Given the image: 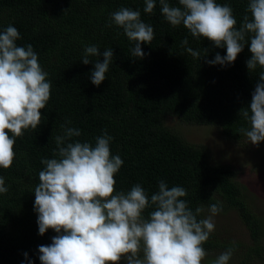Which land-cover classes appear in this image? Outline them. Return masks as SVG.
<instances>
[{"label":"trees","instance_id":"16d2710c","mask_svg":"<svg viewBox=\"0 0 264 264\" xmlns=\"http://www.w3.org/2000/svg\"><path fill=\"white\" fill-rule=\"evenodd\" d=\"M168 2L179 6L178 0ZM216 2L233 9L237 28L244 15L250 17L248 0ZM124 7L139 10L141 20L153 27L154 39L141 44L143 58L132 56L135 42L122 28L108 26L110 15ZM144 7V0H0V32L10 24L16 27L21 37L17 45L33 46L52 84L40 125L16 138L13 164L0 168L8 188L0 194V264H40L38 246L50 244L56 235L51 229L38 234L33 205L38 174L44 168L41 160L56 158L55 137L63 135L62 125L81 130L74 141L94 145L104 130L113 137L111 152L123 160L115 175L117 191L140 184L150 199L164 180L169 187L187 190L183 199L191 209L204 208L198 219L205 218V209L214 203L221 206L220 213L234 209L253 243L247 255L238 257V264H264V221L246 202L237 169L212 163L204 146L191 143L167 124L171 117L187 125H214L233 142L248 139L239 130L250 125L239 112L250 106L264 68L247 69L250 40L232 64L206 63L217 53L224 56L226 48L192 37L182 24L170 25L159 0L151 14ZM184 38L188 44L182 47ZM90 45L101 53L111 48L114 54L99 86L91 83V72L103 56L89 57L87 65L81 62ZM186 47L198 50L200 57L193 58ZM218 233L214 231L203 244L206 252L228 248Z\"/></svg>","mask_w":264,"mask_h":264},{"label":"clouds","instance_id":"9594fccd","mask_svg":"<svg viewBox=\"0 0 264 264\" xmlns=\"http://www.w3.org/2000/svg\"><path fill=\"white\" fill-rule=\"evenodd\" d=\"M144 12L151 14L156 0H144ZM165 20L173 27L183 25L194 38L209 40L217 48H226V54L217 53L210 65H230L250 40L251 57L247 69L264 68V0H248L247 12L239 28L228 4L216 0H178L172 6L168 0H159ZM110 24L123 29L134 57L143 58L141 44H150L154 30L141 20L139 10L120 8L110 15ZM20 32L11 24L0 32V168L11 167L16 156V138L24 131L36 129L42 119L41 110L50 99L52 84L48 72L39 63L33 46H18ZM188 39L181 41V46ZM193 57L200 52L186 47ZM208 50L204 49L206 53ZM103 56L94 63L91 83L99 86L113 62V50L102 53L98 46L84 48L81 62L89 57ZM239 115L250 127L239 131L253 145L264 141V71L252 93L250 106ZM71 121H66L70 124ZM63 135L55 137L56 150L51 159H42L39 183L34 188L33 209L37 213L38 234L49 229L56 233L48 245L38 246L40 264H202L208 255L203 244L215 231L214 217L221 212L218 203L208 206L209 215L198 219L204 211L189 207L187 190L181 186L169 187L164 180L158 191L151 194L135 184L127 192L116 190L115 175L123 160L113 155V139L107 130L91 142L72 140L81 130L61 126ZM5 180L0 177V194L7 193ZM154 210L144 215L145 210ZM234 248H229L211 264H228ZM27 259V253H24ZM31 264V261H29Z\"/></svg>","mask_w":264,"mask_h":264},{"label":"rangeland","instance_id":"374dc122","mask_svg":"<svg viewBox=\"0 0 264 264\" xmlns=\"http://www.w3.org/2000/svg\"><path fill=\"white\" fill-rule=\"evenodd\" d=\"M167 124L191 143L204 146L212 163L237 169L236 180L243 186L246 202L264 221V141L258 145H253L248 139L233 142L225 139L214 125H187L171 117L167 119ZM208 215L209 212L205 209V217ZM214 221L220 240L228 246L227 249L234 248L228 264H238V257L247 255L249 247L253 245L246 226L234 209L218 213ZM221 251H207L208 255L202 264H211Z\"/></svg>","mask_w":264,"mask_h":264}]
</instances>
